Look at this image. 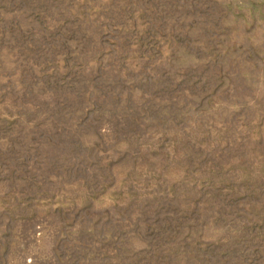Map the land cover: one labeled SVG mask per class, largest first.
<instances>
[{"label":"rangeland","instance_id":"rangeland-1","mask_svg":"<svg viewBox=\"0 0 264 264\" xmlns=\"http://www.w3.org/2000/svg\"><path fill=\"white\" fill-rule=\"evenodd\" d=\"M0 264H264V0H0Z\"/></svg>","mask_w":264,"mask_h":264}]
</instances>
